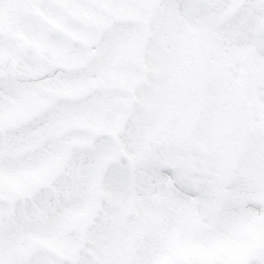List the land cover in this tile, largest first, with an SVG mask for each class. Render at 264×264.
Returning <instances> with one entry per match:
<instances>
[{
  "label": "snow or ice",
  "instance_id": "1",
  "mask_svg": "<svg viewBox=\"0 0 264 264\" xmlns=\"http://www.w3.org/2000/svg\"><path fill=\"white\" fill-rule=\"evenodd\" d=\"M0 264H264V0H0Z\"/></svg>",
  "mask_w": 264,
  "mask_h": 264
}]
</instances>
